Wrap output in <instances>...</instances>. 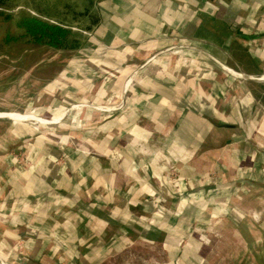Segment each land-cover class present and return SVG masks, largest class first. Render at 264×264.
<instances>
[{
    "label": "crops",
    "instance_id": "crops-1",
    "mask_svg": "<svg viewBox=\"0 0 264 264\" xmlns=\"http://www.w3.org/2000/svg\"><path fill=\"white\" fill-rule=\"evenodd\" d=\"M31 1L50 2L31 5L38 16L74 18L63 24L84 34L77 50L118 54L129 72L112 93L127 110L103 116L90 151L38 136L27 146L31 171L1 166V256L117 264L137 243L157 247L160 262L174 260L194 199H214L224 215L223 200L239 205L249 189L250 207L263 208L264 107L247 81L264 77V0ZM174 54L187 64L177 68ZM152 59L161 71L138 75L143 91L127 87L132 68ZM167 175L179 195L163 185Z\"/></svg>",
    "mask_w": 264,
    "mask_h": 264
},
{
    "label": "rangeland",
    "instance_id": "rangeland-1",
    "mask_svg": "<svg viewBox=\"0 0 264 264\" xmlns=\"http://www.w3.org/2000/svg\"><path fill=\"white\" fill-rule=\"evenodd\" d=\"M33 4L41 8L43 4L49 6L50 2L10 0V6L4 11L9 17L0 15V168L12 167L22 173L31 171L29 167L34 160L27 153L31 148L28 143H33L36 137L51 136L67 147L90 151L97 137L95 130L105 119L103 116L127 110L124 96L112 93L113 89L121 88L119 86L129 72L124 70V63H118L116 52L105 51L97 55L94 50L54 48L21 37L23 29L16 26V20L22 16H35L52 23L60 21L67 26L75 23L70 16H38L31 10ZM72 31L79 39H85L81 32ZM168 55L158 57L166 61ZM174 57L177 68L182 63L187 64L184 58L177 61V54ZM160 64L152 59L141 72L138 71L142 68L133 67L132 82L127 87L130 85L136 91H143L138 75L160 72ZM144 81L150 88L149 78ZM254 82L259 85L251 84L249 88L260 92L264 88V80ZM258 104L262 107L261 102ZM111 108H115L114 111H105ZM10 112L45 119L58 118L46 124L40 119L16 121L7 114ZM163 179V185L170 183L165 177ZM172 186L174 194L179 195L178 184L172 182ZM251 191L245 190L247 197L241 206L223 200L227 209L224 215L220 214L219 204L214 199L205 198L203 203L198 198L201 194H194L198 198L194 199L196 211L189 222L191 225L178 241L174 260L165 257L160 262L153 256L157 247L136 243L119 253L115 258L117 264H154V260L156 264H264V203L263 208L250 207L255 205ZM250 221L256 226H252ZM237 228L254 240H243L238 236ZM249 230L253 231L252 235ZM2 258L9 264H25L16 257L3 254Z\"/></svg>",
    "mask_w": 264,
    "mask_h": 264
},
{
    "label": "trees",
    "instance_id": "trees-1",
    "mask_svg": "<svg viewBox=\"0 0 264 264\" xmlns=\"http://www.w3.org/2000/svg\"><path fill=\"white\" fill-rule=\"evenodd\" d=\"M9 6L10 0H0V15L5 14L4 11ZM5 16L9 17L8 14H5ZM16 26L23 29L21 37L36 43H44L54 48L68 49H78L82 45L83 40L75 36L77 33L60 23H52L35 16H22L16 20ZM247 83L249 84L248 88L251 84L259 85L251 80L247 81ZM249 90L257 103L261 102L264 107V88L260 92L256 90L252 91L250 88ZM198 130V128H194V134L197 133ZM42 200L41 198H35L34 202H41ZM195 211L196 208L194 205L190 206L188 210L186 209L187 215L194 214Z\"/></svg>",
    "mask_w": 264,
    "mask_h": 264
},
{
    "label": "bare ground",
    "instance_id": "bare-ground-1",
    "mask_svg": "<svg viewBox=\"0 0 264 264\" xmlns=\"http://www.w3.org/2000/svg\"><path fill=\"white\" fill-rule=\"evenodd\" d=\"M225 68H227V67H225ZM227 70L232 74V75H236V76H239L238 75V73L237 72H235L234 70H231V69H229V68H227ZM240 74V73H239ZM264 78V77H263ZM130 82H132V81H130ZM11 118H13L14 120H16V121H19V120H29V119H31V120H34V121H36V120H38V119H40V120H42V122H43V124H46V123H52V122H54L58 117H53L52 119H45V118H42V117H31V115H26V114H21V113H18V112H10V113H7ZM3 262L4 261H1L0 260V264H3Z\"/></svg>",
    "mask_w": 264,
    "mask_h": 264
},
{
    "label": "water",
    "instance_id": "water-1",
    "mask_svg": "<svg viewBox=\"0 0 264 264\" xmlns=\"http://www.w3.org/2000/svg\"><path fill=\"white\" fill-rule=\"evenodd\" d=\"M242 75H243V77H244L245 79H253V78H250L249 76H246V75H244V74H242ZM255 80L262 81V80H264V79H263V78H258V79H255ZM0 260H1V261H4V262L7 263V264H9L5 259L2 258L1 255H0Z\"/></svg>",
    "mask_w": 264,
    "mask_h": 264
},
{
    "label": "built area",
    "instance_id": "built-area-1",
    "mask_svg": "<svg viewBox=\"0 0 264 264\" xmlns=\"http://www.w3.org/2000/svg\"><path fill=\"white\" fill-rule=\"evenodd\" d=\"M174 52L176 53L177 52V49L174 50ZM262 78V77H261ZM130 81H132L131 79H129L127 82L129 83ZM165 179H168L169 182H172V178L170 176H166ZM176 185H177V182H174Z\"/></svg>",
    "mask_w": 264,
    "mask_h": 264
}]
</instances>
